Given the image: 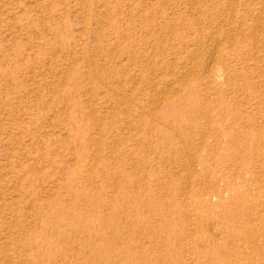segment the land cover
Returning a JSON list of instances; mask_svg holds the SVG:
<instances>
[{
	"label": "rangeland",
	"instance_id": "374dc122",
	"mask_svg": "<svg viewBox=\"0 0 264 264\" xmlns=\"http://www.w3.org/2000/svg\"><path fill=\"white\" fill-rule=\"evenodd\" d=\"M0 264H264V0H0Z\"/></svg>",
	"mask_w": 264,
	"mask_h": 264
},
{
	"label": "bare ground",
	"instance_id": "6f19581e",
	"mask_svg": "<svg viewBox=\"0 0 264 264\" xmlns=\"http://www.w3.org/2000/svg\"><path fill=\"white\" fill-rule=\"evenodd\" d=\"M227 197V196H226ZM215 199V198H214ZM259 220V219H258ZM263 249V248H262ZM247 256V255H246Z\"/></svg>",
	"mask_w": 264,
	"mask_h": 264
}]
</instances>
